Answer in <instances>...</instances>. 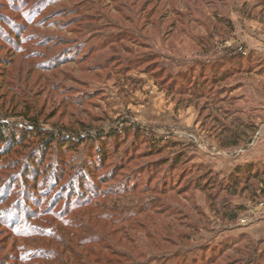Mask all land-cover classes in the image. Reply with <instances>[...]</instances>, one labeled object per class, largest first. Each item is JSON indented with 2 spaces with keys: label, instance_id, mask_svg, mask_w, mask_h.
Wrapping results in <instances>:
<instances>
[{
  "label": "rangeland",
  "instance_id": "rangeland-1",
  "mask_svg": "<svg viewBox=\"0 0 264 264\" xmlns=\"http://www.w3.org/2000/svg\"><path fill=\"white\" fill-rule=\"evenodd\" d=\"M0 119V264H264V0H0Z\"/></svg>",
  "mask_w": 264,
  "mask_h": 264
},
{
  "label": "trees",
  "instance_id": "trees-1",
  "mask_svg": "<svg viewBox=\"0 0 264 264\" xmlns=\"http://www.w3.org/2000/svg\"><path fill=\"white\" fill-rule=\"evenodd\" d=\"M194 72V69H192ZM242 71V70H241ZM200 73V70H199ZM225 75L222 73L221 76L219 77H215L213 80L215 82H213L215 85L222 82L223 80H225ZM195 83H193L191 85V90H190V95L195 96L196 92H199L198 89L199 86H195ZM216 87V86H215ZM222 89V88H221ZM214 91V90H213ZM215 91H219V90H215ZM201 96H203L200 91L199 93ZM198 94V95H199ZM199 97V96H198ZM216 99V98H215ZM218 101V102H217ZM207 105L209 107H211V110H209L210 112H208L207 116L205 117V119L211 120L212 123H214V126H212V128H210V132L211 134L214 136V139L216 140L218 146L220 148L226 149V148H233V147H240L241 145H245L249 142H251L256 130H257V126L255 124H247L244 125L245 123L243 122H239L240 118H234L235 120H229L228 122H225L224 120H228V116H229V112L230 110H226L220 107V105L225 103V100H213L210 101L209 104L208 102H206ZM213 108V109H212ZM205 111V110H203ZM213 113L215 114L213 116ZM199 115H201V113H199ZM237 115V114H235ZM9 125H7L6 122H4V120L0 119V153H1V147L4 144H9L12 145L14 144V137L15 134L13 131L8 130ZM58 135H55L53 133H47L44 137V139L41 141L42 144L41 147H43L42 149L40 148V150H46V149H50L52 144L58 145V147L60 148V141L62 139L63 140V144H64V149L67 148V146H70L71 143L75 142V139L72 136H67V137H60ZM89 140H82L80 141V144L85 143L87 144L88 142L90 144L93 143H97L99 145H101V135L98 136H93V137H89ZM111 139V137L109 138V140ZM80 140V139H79ZM108 141V140H107ZM153 143L150 145V150L152 151V153L154 152H160L161 150H163L166 147H170V146H176L177 144L175 143H171L168 144L166 143L165 146L160 147L158 142L152 141ZM12 143V144H11ZM178 146V145H177ZM63 149V148H62ZM101 155H106L104 154V150H99ZM99 154V153H98ZM99 154V155H100ZM177 159L173 162V163H177L176 162ZM252 168V164H243V165H237L235 166V168L233 169V171L228 175V179L232 180V182L236 185L238 184V180L245 175L246 171L248 172V170Z\"/></svg>",
  "mask_w": 264,
  "mask_h": 264
},
{
  "label": "crops",
  "instance_id": "crops-1",
  "mask_svg": "<svg viewBox=\"0 0 264 264\" xmlns=\"http://www.w3.org/2000/svg\"><path fill=\"white\" fill-rule=\"evenodd\" d=\"M237 147H233V148H226V149H224V150H231V149H236ZM223 149V148H222ZM208 165H209V163H207ZM239 164V163H238ZM234 165H231V166H229V168H221V167H218V170L220 171V172H222V173H228L229 171H230V169L233 167Z\"/></svg>",
  "mask_w": 264,
  "mask_h": 264
}]
</instances>
